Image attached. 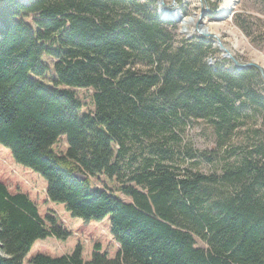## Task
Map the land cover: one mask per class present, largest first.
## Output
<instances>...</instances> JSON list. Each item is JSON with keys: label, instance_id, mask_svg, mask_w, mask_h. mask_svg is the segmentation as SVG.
<instances>
[{"label": "trees", "instance_id": "trees-1", "mask_svg": "<svg viewBox=\"0 0 264 264\" xmlns=\"http://www.w3.org/2000/svg\"><path fill=\"white\" fill-rule=\"evenodd\" d=\"M149 5L0 0V145L71 216H109L118 244L114 257L96 244L83 260L77 245L28 264H264V141L219 172L174 164L177 155L214 159L180 146L189 123L206 122L222 149L249 116H264V81L254 67L211 62L209 40L177 39ZM72 88L93 90V110L82 111ZM60 137L64 153L52 149ZM76 171L114 178L131 201L90 188ZM68 235L0 182V264H22L37 239Z\"/></svg>", "mask_w": 264, "mask_h": 264}, {"label": "rangeland", "instance_id": "rangeland-1", "mask_svg": "<svg viewBox=\"0 0 264 264\" xmlns=\"http://www.w3.org/2000/svg\"><path fill=\"white\" fill-rule=\"evenodd\" d=\"M20 1L27 3L28 0ZM139 1L148 2L149 7L155 8L162 20L173 22L175 24L173 32L177 39L202 37L209 40L217 49V52L209 59L211 62L222 58L232 62L230 58L232 57L240 63L253 62L264 68V0H229L227 2L225 0H175L176 6L172 5V0ZM160 1L166 8L160 6ZM223 4L225 9L221 12ZM165 12L172 14L173 18L165 16ZM192 17L195 18L193 23L186 24L185 27L181 20L179 21L180 18L192 19ZM27 21L30 19L27 18ZM204 27H209L210 32H206L214 36L199 35L197 29L203 30ZM221 48H224V51ZM43 60L51 64V59L44 57ZM222 64L224 65V61ZM52 76L50 74L46 77L45 82H48V78ZM72 90L82 104V111L93 110L91 88H72ZM262 91L264 93L263 89ZM255 130L260 131L262 137L253 136ZM179 137L180 146L190 147L193 151H213L214 159L209 162L195 157L192 159L185 157L182 163L176 154L178 158L175 159L174 164L204 174L219 172L223 163H234L240 160L241 154H245L247 149L254 144L257 145L258 141H264V116L259 114L249 116L246 123L226 138L222 149H218L216 136L210 126L203 121L189 123L182 132H179ZM66 147L65 138L60 137L53 144L52 149L56 153H64ZM74 176L79 180L86 178L90 188L105 189L123 201H131L128 196L118 190L119 182L114 178L109 179L104 174L88 176L78 171L74 173ZM0 182L5 184L10 193L26 194L36 205L41 218L47 214L55 217L61 229L69 234L65 239L54 236L37 239L22 264H28V260L39 253L51 257L69 254L77 245H80L82 249L83 260L90 259L96 244L100 246V252L106 253L108 257H114L117 253L118 244L110 233L109 216L89 222L71 216L63 204L54 203L47 198L45 180L29 168L17 164L12 159L9 149L2 145H0ZM196 246L206 248V244L198 238H196Z\"/></svg>", "mask_w": 264, "mask_h": 264}, {"label": "water", "instance_id": "water-1", "mask_svg": "<svg viewBox=\"0 0 264 264\" xmlns=\"http://www.w3.org/2000/svg\"><path fill=\"white\" fill-rule=\"evenodd\" d=\"M159 4H160V6L162 8H166L165 4L162 1H160ZM172 5L173 6H176L175 0H172ZM197 32H198V34H200L202 36H205V37H212V36H214L212 33H208V32L203 31V30H198L197 29ZM221 49L224 51V48H221ZM228 56H229V54H228ZM230 58L232 59V63H233V65L236 68H244V67H254V68H256L258 70V72L260 73V76L262 77L263 81H264V68L262 66L257 65V64H255L253 62L240 63L235 58H232V57H230Z\"/></svg>", "mask_w": 264, "mask_h": 264}, {"label": "bare ground", "instance_id": "bare-ground-1", "mask_svg": "<svg viewBox=\"0 0 264 264\" xmlns=\"http://www.w3.org/2000/svg\"><path fill=\"white\" fill-rule=\"evenodd\" d=\"M225 1L227 2V1H229V0H225ZM224 6H225L224 4L221 6V9H220L221 12H224V9H225ZM173 14H174V13H173ZM177 14H178V13H177ZM177 14H174V15H177ZM164 15H165V16H168V17H170V18H173L172 14H170V13H168V12H165ZM180 20H181L183 26L185 27L186 24H189V23L192 24L193 21L195 20V18H194V17H192V19H188V18H180L179 21H180ZM190 21H191V22H190ZM203 30L210 32L209 30H211V29H210L209 27H204ZM183 31H184V30H183ZM190 34H191V33H190ZM197 35H198V34H197ZM199 35H200V34H199ZM201 36H202V35H201Z\"/></svg>", "mask_w": 264, "mask_h": 264}]
</instances>
